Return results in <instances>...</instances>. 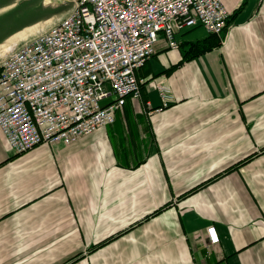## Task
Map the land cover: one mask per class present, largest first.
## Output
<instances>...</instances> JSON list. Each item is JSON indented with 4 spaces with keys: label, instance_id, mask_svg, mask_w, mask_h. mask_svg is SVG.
<instances>
[{
    "label": "crops",
    "instance_id": "1",
    "mask_svg": "<svg viewBox=\"0 0 264 264\" xmlns=\"http://www.w3.org/2000/svg\"><path fill=\"white\" fill-rule=\"evenodd\" d=\"M220 2V35H158L112 124L19 155L0 130V264H264V0Z\"/></svg>",
    "mask_w": 264,
    "mask_h": 264
},
{
    "label": "built area",
    "instance_id": "2",
    "mask_svg": "<svg viewBox=\"0 0 264 264\" xmlns=\"http://www.w3.org/2000/svg\"><path fill=\"white\" fill-rule=\"evenodd\" d=\"M52 37L25 42L0 61V130L19 155L36 145H69L114 122L127 99L140 98L136 73L158 35L201 26L220 35L230 13L220 0H67ZM167 106L168 89L158 87ZM211 245L214 227L206 229Z\"/></svg>",
    "mask_w": 264,
    "mask_h": 264
},
{
    "label": "rangeland",
    "instance_id": "3",
    "mask_svg": "<svg viewBox=\"0 0 264 264\" xmlns=\"http://www.w3.org/2000/svg\"><path fill=\"white\" fill-rule=\"evenodd\" d=\"M70 9L67 0H0V47L11 41L25 44L56 25ZM4 56L0 51V61Z\"/></svg>",
    "mask_w": 264,
    "mask_h": 264
},
{
    "label": "bare ground",
    "instance_id": "4",
    "mask_svg": "<svg viewBox=\"0 0 264 264\" xmlns=\"http://www.w3.org/2000/svg\"><path fill=\"white\" fill-rule=\"evenodd\" d=\"M21 37H24V35ZM48 37H52V30H48V31H45L41 34H38L28 41H29V44H37V42H39L40 40L48 39ZM21 45L22 44H17L16 41H11L9 44H7V46L6 45L1 46L0 51L2 52L3 55L5 54V56H6V55L11 54V52H13L15 49H17V46H21Z\"/></svg>",
    "mask_w": 264,
    "mask_h": 264
},
{
    "label": "trees",
    "instance_id": "5",
    "mask_svg": "<svg viewBox=\"0 0 264 264\" xmlns=\"http://www.w3.org/2000/svg\"><path fill=\"white\" fill-rule=\"evenodd\" d=\"M218 45V43L213 44H202L201 46H196V50L192 52V49L190 50V53H193L191 56L195 57L198 56V54H202L207 50H210L213 46Z\"/></svg>",
    "mask_w": 264,
    "mask_h": 264
}]
</instances>
